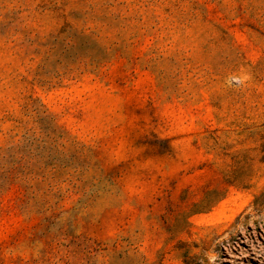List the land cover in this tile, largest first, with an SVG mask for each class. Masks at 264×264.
I'll return each instance as SVG.
<instances>
[{"label":"rangeland","instance_id":"obj_1","mask_svg":"<svg viewBox=\"0 0 264 264\" xmlns=\"http://www.w3.org/2000/svg\"><path fill=\"white\" fill-rule=\"evenodd\" d=\"M0 264H264V0H0Z\"/></svg>","mask_w":264,"mask_h":264}]
</instances>
